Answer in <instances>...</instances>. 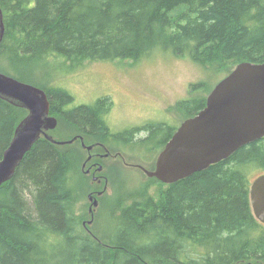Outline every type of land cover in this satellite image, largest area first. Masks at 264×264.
Segmentation results:
<instances>
[{"label": "trees", "instance_id": "1", "mask_svg": "<svg viewBox=\"0 0 264 264\" xmlns=\"http://www.w3.org/2000/svg\"><path fill=\"white\" fill-rule=\"evenodd\" d=\"M0 4L6 27L0 59L14 74L1 66L0 71L44 89L59 123L84 133L90 129L104 142L111 133L109 97L68 108L74 101L69 90L52 86V76L50 83L37 82L24 69L48 65L55 56L74 68L138 60L159 48L189 56L205 70L225 68V74L241 62L264 63V0ZM212 89L191 84L198 93ZM200 99L185 119L204 108L207 97ZM188 100H180L178 108L189 106ZM27 114L26 108L0 98V160ZM155 128L152 139L138 145H164L155 140L160 135ZM174 130L169 127L167 136ZM70 151L42 136L0 187V264H264V224L255 217L250 196V174L264 173V137L174 183L149 177L158 186V198L146 191L117 202L111 197L103 206L109 223L101 226L98 220L103 207L95 213L94 223H100L95 236L76 215L77 209L89 215L77 203L92 189L80 171L81 155Z\"/></svg>", "mask_w": 264, "mask_h": 264}, {"label": "rangeland", "instance_id": "2", "mask_svg": "<svg viewBox=\"0 0 264 264\" xmlns=\"http://www.w3.org/2000/svg\"><path fill=\"white\" fill-rule=\"evenodd\" d=\"M63 59L64 57L62 56H55L49 59L48 65L32 64L24 69L25 74H32V77L37 82L50 83L52 80V86L58 85L69 90L74 97V101L68 108L80 104H93L100 97H109L112 100V106L106 121L110 134L130 135L128 129L132 126L141 127L144 124H153L154 127H158L157 129L155 128L156 131L160 130L159 137L155 138L158 143L163 142L170 125H178L183 122L185 117L191 114V109L202 101L200 98L208 97L209 92L207 91L201 90L199 93L198 91H192L191 84L200 83L203 88L212 89L229 74H225V68L219 71L213 68L205 70L189 56H179L171 50L160 48L138 60L85 62L84 65L77 68L72 67ZM0 66L7 68L9 74H14L8 68L6 61L0 59ZM49 76L53 77L50 81ZM183 99H190L188 100L190 102L189 106L178 108L177 103ZM87 131L91 132L83 133V131L68 122L61 121L56 130L54 129L52 132L53 137L59 141H72L59 145L66 148L69 147V150L77 153L79 157L81 155L80 171L87 177V182L90 183L92 190L103 192L102 196L93 194L94 200L98 201L97 206H93L89 193L84 197L80 194L77 204L79 208L87 213L91 205L90 210L94 214V209L97 208L99 211L106 201L111 200V197H116L117 202L118 199L125 200L124 198L128 196V193L132 194L137 191H146L155 198L159 197L158 186L150 182L149 176L142 169L123 164L122 167L124 168L115 170L114 166H120L122 158L126 157L127 161L140 163L148 169L155 167L153 165L165 145L157 148L158 145L156 146L154 141L152 142L154 144H150L151 146L148 144L147 146L138 145L144 142H130L128 144L119 141L113 144L105 143L94 131L90 129ZM80 135L83 136L81 137ZM152 137L145 142L147 143ZM124 138L131 141V135ZM93 142L104 143L113 156L115 153L118 154V152L123 153L118 158L104 157L100 159V162L104 164L102 166L104 171H101L105 174V184L104 181L103 184L94 181L90 170H93L94 167H91L93 162L88 160V157L94 147L88 150L87 146ZM101 150V148H98L93 151ZM109 171L111 172L110 174ZM260 174H262L260 171L250 174L251 184ZM112 204H114V201L107 206L110 208ZM108 211L107 207H103L101 214H99L98 220H100L101 226L109 223L107 218ZM89 218L90 213L89 215L86 214L85 220ZM96 223L90 221L87 226L88 232L91 231L92 236L97 233ZM100 223L97 224L100 225ZM254 264L258 263L254 262Z\"/></svg>", "mask_w": 264, "mask_h": 264}, {"label": "water", "instance_id": "3", "mask_svg": "<svg viewBox=\"0 0 264 264\" xmlns=\"http://www.w3.org/2000/svg\"><path fill=\"white\" fill-rule=\"evenodd\" d=\"M5 31L0 4V44ZM0 98L28 110L0 160L1 187L13 177L26 153L42 136L57 144L71 140L59 141L49 133L57 127L58 119L51 113V102L44 89L0 71ZM263 137L264 63L245 61L216 84L204 108L180 124L160 152L155 169L137 167L147 176L171 184L228 159L240 148ZM93 147L88 145L87 149ZM250 196L253 213L264 224V173L253 180ZM89 198L97 206L92 194Z\"/></svg>", "mask_w": 264, "mask_h": 264}, {"label": "flooded vegetation", "instance_id": "4", "mask_svg": "<svg viewBox=\"0 0 264 264\" xmlns=\"http://www.w3.org/2000/svg\"><path fill=\"white\" fill-rule=\"evenodd\" d=\"M216 86V85H215ZM214 86V87H215ZM213 87V88H214ZM213 90V89H212ZM211 90V91H212ZM211 91H210V93H211ZM209 93V94H210ZM182 123V122H181ZM180 123V124H181ZM58 124H59V122H58ZM154 125L153 124H144L143 126H132L131 128H129L128 129V131L130 132V135H131V141H129V140H126V139H124L123 138V136H121V135H117V134H110L109 136H108V138H104V140H105V143H115V142H119V141H121V142H124V143H130V142H133V143H139V142H145L147 139H149L151 136H154V132H153V130L154 129H152V127H153ZM180 126V125H179ZM179 126H177V125H170V128H171V130H172V128H174L175 127V130L174 131H172L171 133H169V136H167L166 135V137H165V139L163 140V142H165L164 143V145H166V143L172 138V136H173V134L175 133V131L177 130V128L179 127ZM57 127H58V125H57ZM56 127V128H57ZM55 128V129H56ZM84 133V132H83ZM81 137L83 136V135H80ZM162 142V143H163ZM96 144H97V146L96 147H98V148H101L102 150L101 151H93V150H95V149H98V148H96V147H94L93 149H92V151H91V153H90V155H89V157H88V160H91L93 163H92V165H91V167H94V169L92 170V169H90L91 171H92V176H93V180L94 181H97V182H99V184H103V181H104V184L106 183L105 182V174H103L102 172L104 171V167H103V169H102V166H104V164H102L101 162H100V159H102V158H104V157H113V158H118V157H121V155H123V153L122 152H118V154H119V156H117L118 154L117 153H115V155L113 156V155H111V152H110V150L108 149V147L107 146H105V144L104 143H97L96 142ZM161 143H159V145H160ZM115 145V144H114ZM163 145V146H164ZM115 146H119V145H115ZM165 147V146H164ZM109 152V153H108ZM159 156V155H158ZM158 158V157H157ZM93 159H95L94 161H93ZM116 160V159H115ZM156 162H157V159H156ZM123 164L124 165H129V166H131V167H134V168H139V167H137V165H139L140 163H137V162H132V161H127V159H126V157H124V158H122V162H120V166H114V168H115V170H120V169H122V168H124V167H122L123 166ZM141 165V164H140ZM108 166V165H107ZM155 167H156V163H155ZM155 167L153 168V169H155ZM107 168V167H106ZM109 168V167H108ZM101 170H103V171H100ZM90 171V172H91ZM111 172L109 171V174H110ZM97 177V178H96ZM100 192H102V191H99V190H92L90 193H89V195L90 194H99V196H102L103 195V192L100 194ZM77 203V202H76ZM78 204V203H77ZM99 205H100V199H99ZM98 205V206H99ZM78 206V205H77ZM91 205L89 206V209H88V211H89V213H90V220L89 219H87V220H85L86 219V215H84V214H82L78 209L76 210V215H79V217H81L82 218V224L85 226V228L87 229V226L89 225V222L90 221H92V222H95V219H96V217L97 216H95V213H96V211H97V208L96 209H94V214L91 212ZM81 215V216H80ZM88 230V229H87ZM90 233H91V231H89ZM92 234V233H91Z\"/></svg>", "mask_w": 264, "mask_h": 264}, {"label": "bare ground", "instance_id": "5", "mask_svg": "<svg viewBox=\"0 0 264 264\" xmlns=\"http://www.w3.org/2000/svg\"><path fill=\"white\" fill-rule=\"evenodd\" d=\"M106 111V110H105ZM56 139V138H55ZM57 140V139H56ZM158 159V158H157Z\"/></svg>", "mask_w": 264, "mask_h": 264}]
</instances>
